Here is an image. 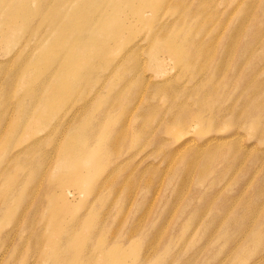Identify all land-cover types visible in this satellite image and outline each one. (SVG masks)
Returning <instances> with one entry per match:
<instances>
[{
  "label": "rangeland",
  "instance_id": "1",
  "mask_svg": "<svg viewBox=\"0 0 264 264\" xmlns=\"http://www.w3.org/2000/svg\"><path fill=\"white\" fill-rule=\"evenodd\" d=\"M263 43L264 0H0V264H53L54 231L127 262L264 264V89L246 88L264 85ZM84 46L75 80L61 68ZM74 143L95 168L61 158Z\"/></svg>",
  "mask_w": 264,
  "mask_h": 264
},
{
  "label": "bare ground",
  "instance_id": "2",
  "mask_svg": "<svg viewBox=\"0 0 264 264\" xmlns=\"http://www.w3.org/2000/svg\"><path fill=\"white\" fill-rule=\"evenodd\" d=\"M92 6H95L96 4L95 3H92L91 4ZM96 11H97V9H95L94 10V14L96 13ZM97 15V14H96ZM88 19V15L87 14H83V15H81L79 18H77V19H75L74 21H73V23H72V28H73V30L74 31H76L77 33H79V31H80V28H81V25H82V23H83V21H85V20H87ZM101 27V25L99 24V26H98V28H100ZM103 27H105V26H103ZM96 29V30H99V29ZM113 30L116 32L117 30H118V26H113ZM245 30H246V28H245ZM234 31L233 32H231V34H230V37H229V39L231 38V40H230V44L231 45H237V43H238V41L239 40H237V37H236V35H237V33H238V31H237V33H234ZM257 33V34H256ZM233 34V35H232ZM118 34L116 33L115 34V36H117ZM254 35H256V36H259V31L258 30H256L255 31V34ZM255 40H259V39H255ZM78 45H89V44H87L86 42H84V43H80V44H78ZM98 45H100V44H98ZM263 45H264V43H263ZM187 46H189V45H187ZM120 46H118L117 48H119ZM85 48H86V46H84L82 49H70L69 51H68V54L66 55V58H65V61H64V63H63V67L61 68V70H63V71H67V75H71V74H75L76 73V79L75 80H83L84 79V77H85V75H83V74H79V71H80V67L79 68H77V70H76V66L79 64V63H81L82 61H85L87 64H89V65H95L94 64V61L93 60H90L89 58L88 59H85V58H83V56H84V50H85ZM100 48V47H99ZM99 48H97V49H99ZM97 49H95V50H93L92 51V53H94L93 54V56H91V59H102L103 58V56H106V51H101V52H98L97 51ZM168 49L171 51V52H173L172 51V47H170V46H168ZM243 50V49H242ZM114 51V49H110V53H112ZM233 51H234V49H233ZM231 52H232V50H231ZM243 52V51H242ZM242 52H240V53H242ZM233 53H235V52H233ZM246 53V52H245ZM250 53V52H249ZM230 54V53H229ZM232 54V53H231ZM247 54V53H246ZM264 54V53H263ZM237 55H238V53H237ZM243 55V54H242ZM153 59H155V60H158L159 59V56H158V50H157V48L154 50V52H153ZM177 56H178V59H180V54H177ZM207 55L205 54V51H203V50H197L195 53H194V55H191V54H189L188 56H187V58H186V60L188 61V63H189V67L188 68H190L191 69V74H192V76H196L197 74H198V72H204L205 70H207V68L206 67H200V69L199 68H197L194 64V62H193V59L194 58H198V59H201V58H205ZM239 56V55H238ZM175 57V56H174ZM245 57V56H244ZM176 59H177V57H176ZM245 60V59H244ZM242 61V60H241ZM247 61H245V62H242L243 64H245ZM240 63V62H239ZM241 63V66H244L243 64ZM133 63H132V68H133V70L135 69V67H133ZM47 67H48V61H42V65L41 66H39L38 68H37V70L35 71V73L34 74H38V73H40V72H43V71H45L46 69H47ZM228 71V70H227ZM214 73V72H213ZM61 85L63 84V88H62V90H61V92H62V95L63 94H65V92H66V90L67 91H69L70 90V85H67L66 83H67V77L66 76H61ZM193 80V79H192ZM204 81H201V82H199V83H203ZM222 83V82H221ZM199 85V84H198ZM205 84L203 83L201 86H204ZM241 85V84H240ZM239 85V86H240ZM242 86V88L244 87V85H241ZM210 87V86H209ZM216 87V86H215ZM59 88V87H58ZM247 88V91L249 92V91H251V92H253V91H255V92H258V90H261V89H264V85H262V86H260V85H258L257 87H254L253 89L251 88V90H249L250 89V87H246ZM260 92V91H259ZM207 93H208V91H207ZM210 93H212V91H211V89H210V91H209V94ZM173 94V93H172ZM196 95H197V93H196ZM218 96H224V95H222V94H218ZM57 97H60V95H59V89H57V90H55L54 92H53V97H52V101H53V103H54V99L55 98H57ZM197 97V96H196ZM195 97V98H196ZM214 98V97H213ZM252 98V97H251ZM197 99V98H196ZM198 99H200V98H198ZM197 101V100H196ZM250 104L252 105V107L254 108L253 109V115H246V117H244V118H246V120L245 121H247V120H249V119H251L252 118V116H254L255 114H257L260 110H262V108H261V106H262V104H263V102L262 101H260L258 98H255V99H253V100H251L250 99ZM199 102H203V98L201 99V100H199L198 101V104H200L201 105V103H199ZM204 103V102H203ZM197 104V103H196ZM206 104V103H205ZM46 105V102H45V104L43 105V106H45ZM200 107H202V105L200 106ZM251 107V106H250ZM249 107V108H250ZM203 108V107H202ZM197 109H199V108H197ZM196 109V110H197ZM201 112V111H200ZM222 112V111H221ZM231 112V111H230ZM223 113H225L226 114V112H223ZM223 113H221V114H223ZM236 113V112H235ZM234 113V114H235ZM219 114V113H218ZM224 114V115H225ZM230 114V113H229ZM220 115V114H219ZM237 114H235L233 117H230V118H227L225 121H226V123L227 122H233V121H239V120H242V121H244L243 119H241L240 117L238 118V117H236V119H235V116H236ZM229 116V115H228ZM238 116V115H237ZM213 117V116H212ZM198 118H202L201 116H200V113H199V116H198ZM218 118H221V117H217V119ZM224 118H226V117H224ZM238 118V119H237ZM237 121V122H238ZM179 122V121H178ZM181 123H182V121H180ZM213 122H215V121H213ZM237 122H234V123H237ZM234 123H231V124H234ZM242 123V122H241ZM182 125H184L183 123H182ZM216 126H214V128H215ZM262 137V136H261ZM234 147H236V146H234ZM70 148H71V150H72V154H64V155H62L63 157H61V158H65V159H71L70 158V156H73V164L75 165V166H77L78 167V170L79 171H81V170H84V169H88V172L90 171V170H92L93 168H95L94 167V164L96 163V157L94 156V155H87V156H85V157H76L75 156V153H82V151L79 149V146H78V143H74V144H72L71 146H70ZM230 148H231V146H230ZM236 149L237 148H235V151H236ZM85 152V151H84ZM83 152V153H84ZM233 152V151H232ZM231 152V154H233ZM237 152V151H236ZM235 152V153H236ZM82 153V154H83ZM236 155V154H235ZM230 157H231V155H230ZM60 158V157H59ZM196 158V157H195ZM193 159H194V157H193ZM234 160V159H233ZM204 167V166H203ZM204 169V168H203ZM206 172V171H205ZM203 173V172H202ZM204 174V173H203ZM78 178L80 179V180H84L86 177L85 176H83L82 174H79L78 175ZM12 181V180H11ZM85 184V183H84ZM82 185V184H81ZM262 184H260V186H261ZM263 186H264V184H263ZM262 187V186H261ZM259 189V188H258ZM30 190H32V187L30 188ZM259 191H260V189H259ZM24 192V191H23ZM29 194H31V191L29 192ZM257 194H258V196L257 197H260L259 196V193L257 192ZM263 194H261V196H262ZM253 205V204H252ZM251 205V206H252ZM254 207V206H253ZM250 208V207H249ZM247 209V208H246ZM254 209V208H253ZM252 209V210H253ZM249 210V209H248ZM251 210V209H250ZM256 211H257V209H256ZM255 211V212H256ZM263 212V211H262ZM243 213H246V211H244ZM242 213V214H243ZM248 213V212H247ZM254 213V212H253ZM9 214V213H8ZM10 215V214H9ZM216 215V214H215ZM246 218H247V216H245ZM250 217V216H249ZM248 217V218H249ZM263 217V216H262ZM218 218V217H217ZM216 219V218H215ZM227 219V218H226ZM225 219V220H226ZM242 219H244V218H242ZM232 220H233V218H232ZM237 220V219H236ZM239 220H240V218H239ZM245 220V219H244ZM250 220V219H249ZM15 221H19L18 219H15ZM215 222V221H214ZM231 222H233V221H231ZM234 222H236V221H234ZM237 222H238V220H237ZM241 222H245V221H241ZM219 223V222H218ZM217 223V224H218ZM211 224V223H210ZM210 224H208V226L210 227H212V226H214V224L212 225H210ZM216 224V225H217ZM221 224V223H220ZM219 224V225H220ZM224 224V223H223ZM239 224V223H238ZM241 224V223H240ZM219 225H217V227L219 226ZM244 225V224H243ZM24 226L25 227H27V228H30L31 226H33V224H32V222H29V221H25L24 222ZM232 226V225H231ZM252 226V225H251ZM239 227V226H238ZM241 228H242V226H240ZM213 228H215V227H213ZM219 228L220 227H218V228H216L215 230H219ZM228 228V227H227ZM211 230V229H210ZM218 230H217V232H218ZM225 230H226V228H225ZM224 229H222L221 231L219 230V232H223V233H226V231H225ZM239 230V229H238ZM245 230V229H244ZM252 230V229H251ZM257 230V229H256ZM256 230H253V231H256ZM243 231V230H242ZM249 231V230H248ZM246 232V231H245ZM216 233V232H215ZM235 233V232H234ZM238 233H240V231L238 232ZM249 233H251L250 231H249ZM249 233H247V235L249 234ZM253 233V232H252ZM256 233H258V231H256ZM33 234V237L34 238H36V236H38L39 235V233L37 232V231H35L34 233H32ZM235 234H237V233H235ZM235 234H233V235H235ZM55 235H56V232L54 231L52 234H51V236L49 237V241H48V243H49V248H50V251H51V253H52V255L50 256L49 255V258H50V260H52V262H53V264H160L159 262L158 263H156V262H154V260H148L147 261V259H145V262H143V260H140L139 262H135V257L133 256V259L134 260H132L131 262H127V255L128 254H117V253H115L114 251H109V252H103V251H101V250H96V249H93V250H90V251H87V252H84V251H81V249L85 246V244H86V242H87V238H86V236H83V234L82 233H79V234H77V235H75L74 236V238L73 239H68V241H57L56 240V237H55ZM214 235V234H213ZM32 236V235H31ZM253 236V235H252ZM251 236V237H252ZM230 237H231V235H230ZM233 238V237H232ZM230 239H229V237H228V239H227V241H229ZM56 244H62V245H68V244H70L69 246H68V250L69 251H65V254L63 255V253H60V248H58L57 247V245ZM55 247V248H54ZM258 247V246H257ZM53 249H54V251H53ZM260 251H262V249L260 250ZM264 252V251H263ZM262 252V253H263ZM31 258H32V260L30 261V263H28V264H45V262L46 261H48L43 255H41V254H35V255H32L31 256ZM143 259V258H142Z\"/></svg>",
  "mask_w": 264,
  "mask_h": 264
}]
</instances>
